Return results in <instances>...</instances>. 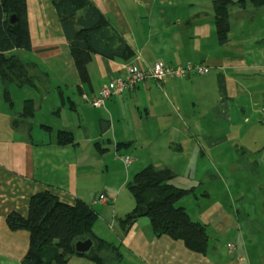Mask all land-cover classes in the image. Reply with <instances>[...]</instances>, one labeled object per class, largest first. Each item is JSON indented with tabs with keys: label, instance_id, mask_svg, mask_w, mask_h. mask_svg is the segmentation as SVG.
Returning a JSON list of instances; mask_svg holds the SVG:
<instances>
[{
	"label": "crops",
	"instance_id": "crops-1",
	"mask_svg": "<svg viewBox=\"0 0 264 264\" xmlns=\"http://www.w3.org/2000/svg\"><path fill=\"white\" fill-rule=\"evenodd\" d=\"M92 1L135 55L127 62L93 56L82 82L51 0H27L32 50L24 61L48 78L31 88L35 114L20 126L0 108L9 116L0 132V264H21L29 249V233L12 231L7 217L27 216L31 197L46 191L96 211L94 234L115 247L104 252L106 264H264V7L231 5V31L221 42L215 0ZM188 63L208 72L141 82L103 107L84 100L126 79L127 64ZM58 131L72 133L73 144L59 145ZM149 165L170 168L177 187L196 188L186 197L198 203L195 217L185 198L177 204L216 235L206 255L156 236L148 218L123 234L119 219L135 207L127 184ZM101 195L110 201L95 202ZM88 257L68 264H94Z\"/></svg>",
	"mask_w": 264,
	"mask_h": 264
},
{
	"label": "trees",
	"instance_id": "trees-1",
	"mask_svg": "<svg viewBox=\"0 0 264 264\" xmlns=\"http://www.w3.org/2000/svg\"><path fill=\"white\" fill-rule=\"evenodd\" d=\"M51 3L70 41V54L82 82L89 79L88 66L95 55L125 62L133 59L135 54L92 0H51ZM234 4L261 8L264 0H215L214 25L221 42L228 40L230 6ZM20 50H32L27 0H0V83L10 104H13L12 86L40 90L42 80L48 78L37 64L24 61L17 53ZM24 104L20 119H14L13 126L35 114L34 100L26 99ZM57 142L61 146L73 144V134L58 131ZM174 177L170 168L152 165L135 174L127 184L135 207L119 219L121 230L126 235L138 220L148 218L156 236L181 241L189 251L206 255L209 226L193 220L185 208L177 206L182 199L194 195L196 188L177 187L172 183ZM97 220L98 214L85 202L78 200L71 206L46 191L31 197L27 216L11 213L6 222L12 231L22 230L30 235L29 249L21 264H68L72 256H83L74 251L73 243L84 239H91L96 245L88 258L96 264H106L110 258L104 252H112L110 249L115 247L94 234Z\"/></svg>",
	"mask_w": 264,
	"mask_h": 264
},
{
	"label": "built area",
	"instance_id": "built-area-1",
	"mask_svg": "<svg viewBox=\"0 0 264 264\" xmlns=\"http://www.w3.org/2000/svg\"><path fill=\"white\" fill-rule=\"evenodd\" d=\"M125 68L128 70V76L126 79H118L110 85L103 88L100 92V96L94 99H90L87 95H84V100L93 107H103L106 101L114 96L123 94L127 90H133L139 83L143 81H161L164 78L180 79L186 75H205L208 72V68L202 64L188 63L185 65L177 66H165L156 64L154 67L143 69L133 64H127ZM264 116V110H263ZM121 161L125 166H130L133 159L130 156H122ZM110 201V198L106 195H101L95 202L105 204ZM231 249H235L232 245Z\"/></svg>",
	"mask_w": 264,
	"mask_h": 264
},
{
	"label": "rangeland",
	"instance_id": "rangeland-1",
	"mask_svg": "<svg viewBox=\"0 0 264 264\" xmlns=\"http://www.w3.org/2000/svg\"><path fill=\"white\" fill-rule=\"evenodd\" d=\"M24 52V53H23ZM22 53H18L19 56L25 60V57H26V52L23 51ZM42 84H44V82L42 81ZM2 84L0 83V108L2 107L4 110L10 112L13 116H15V119H20V117L17 116V114H20L21 113V107H22V101H25L27 98H31L32 96L29 95V92L30 94L34 95V91L33 89L31 88H25V89H19L15 86H12L11 89H10V93L12 94V100L14 101V104H15V109L14 110H11L9 107H10V102H5V97L3 95V92H2ZM9 119V116L6 114V112H4L3 114H0V132L2 133V130H4L5 127H2L1 128V122H3L4 120H7L8 121ZM14 121V120H12ZM21 122V121H20ZM11 125H13V122H11ZM47 126H51V123L50 124H46ZM53 125V124H52ZM20 126V125H19ZM54 126V125H53ZM18 126H14V128H16ZM196 177L195 179H199L200 177H202V174L199 173L198 175H195L194 173V176L193 178ZM195 181V180H194ZM194 181L193 184H196ZM188 185H191L188 184ZM204 192L203 189L200 190V194ZM185 201L187 202V207H188V210L190 211L191 215L195 217V212H197L199 210L198 208V203H195L194 201L195 200H192L191 198H185ZM195 203V204H194ZM177 206H180L177 204ZM240 218V222H243L244 221V215H241ZM210 236H211V240H210V247H212L214 244H216V241L214 240L216 238V235H213L210 233ZM92 263H94L93 261H91ZM111 264H118V262H110ZM96 264V263H94Z\"/></svg>",
	"mask_w": 264,
	"mask_h": 264
},
{
	"label": "water",
	"instance_id": "water-1",
	"mask_svg": "<svg viewBox=\"0 0 264 264\" xmlns=\"http://www.w3.org/2000/svg\"><path fill=\"white\" fill-rule=\"evenodd\" d=\"M11 22H15V17H12ZM73 249L77 254L90 256L94 249V242L91 239L76 240L73 243Z\"/></svg>",
	"mask_w": 264,
	"mask_h": 264
}]
</instances>
